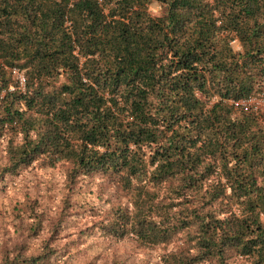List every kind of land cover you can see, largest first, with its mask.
<instances>
[{
  "label": "trees",
  "instance_id": "16d2710c",
  "mask_svg": "<svg viewBox=\"0 0 264 264\" xmlns=\"http://www.w3.org/2000/svg\"><path fill=\"white\" fill-rule=\"evenodd\" d=\"M263 90L264 0H0V182L61 164L62 208L84 177L127 196L104 235L264 264V118L229 103Z\"/></svg>",
  "mask_w": 264,
  "mask_h": 264
},
{
  "label": "rangeland",
  "instance_id": "374dc122",
  "mask_svg": "<svg viewBox=\"0 0 264 264\" xmlns=\"http://www.w3.org/2000/svg\"><path fill=\"white\" fill-rule=\"evenodd\" d=\"M3 145L1 142L0 148ZM63 167L33 164L0 182V262L4 257L45 249L51 255L42 264H163L160 256L164 251L178 244L186 246L183 235L166 247H152L138 244L131 234L120 238L102 234L96 223L111 206L125 203L127 196L84 177L69 197L70 206L62 208ZM30 208L36 217L28 215ZM91 223L96 226L91 228ZM31 228L36 229L35 234ZM232 264L243 262L234 260Z\"/></svg>",
  "mask_w": 264,
  "mask_h": 264
},
{
  "label": "built area",
  "instance_id": "2783aa9c",
  "mask_svg": "<svg viewBox=\"0 0 264 264\" xmlns=\"http://www.w3.org/2000/svg\"><path fill=\"white\" fill-rule=\"evenodd\" d=\"M9 71L15 77L20 88H22L24 82V77L22 74L15 68H11ZM229 103H231L236 108H240L246 112L255 113L264 118V90L245 98L230 100Z\"/></svg>",
  "mask_w": 264,
  "mask_h": 264
}]
</instances>
